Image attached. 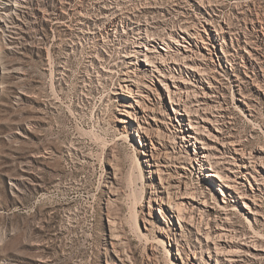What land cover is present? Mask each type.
Instances as JSON below:
<instances>
[{"label": "rangeland", "instance_id": "1", "mask_svg": "<svg viewBox=\"0 0 264 264\" xmlns=\"http://www.w3.org/2000/svg\"><path fill=\"white\" fill-rule=\"evenodd\" d=\"M147 38L165 54V72L182 74V98L198 109L181 110L197 141L185 145L175 120L176 129L159 131L162 140L152 136L170 157L162 182L174 180L175 165L187 167L180 188L200 189L197 200H206L200 228L227 231L228 221L241 246L235 263L264 264V0H0V264H118L109 219L132 264H181L177 248L206 241L194 226L181 232L176 218V231L163 222L151 199L163 189L159 174L148 173L141 152L147 137L120 112L119 83L151 55L136 47ZM160 92L161 110L172 112ZM232 147L251 161L245 176ZM199 148L214 153L237 192L225 194L208 163L198 168Z\"/></svg>", "mask_w": 264, "mask_h": 264}, {"label": "bare ground", "instance_id": "2", "mask_svg": "<svg viewBox=\"0 0 264 264\" xmlns=\"http://www.w3.org/2000/svg\"><path fill=\"white\" fill-rule=\"evenodd\" d=\"M185 29L181 30L180 28V32L183 34L178 35L179 37L184 39L188 38V36L185 35L187 33ZM147 39L138 41L136 47H146L147 52H152L151 55H149L148 53L143 54L144 59L142 60L145 62V64L143 63L144 66L140 69L139 74H135L131 70H127L123 73L121 83H119V89L121 91L118 94H119V99L122 100L121 110L123 111L120 112L125 114L127 117L135 120L137 123V131L142 132L147 137L146 139V138H142L141 136L142 145H143V150L141 152L144 157L143 161L145 163V166L148 167V173L159 174V172L162 169L161 167L169 166L167 163H169L168 160L170 157L167 156L166 152L163 153L162 151L166 149V144L164 142H160L159 140L154 141L152 136L162 140V138H159L160 135L159 133H161L159 131H161L164 128H170V127L176 129L177 126L174 123L175 120L176 122H179L178 125L179 128L177 130L182 133V136L180 138L182 142H185V145L186 143L187 145L191 144L192 139L193 140L195 139L197 141V136H193L194 134H192L195 131L193 130V127L190 125L192 124L191 120L189 119L188 121L189 123H186L184 121L185 120L184 115H186L187 113L181 112V110L187 111L188 113L189 112L197 113L198 109H193V107L192 108L189 107L190 105L187 102L188 94H187V98L185 97L186 99L182 98V93H181L182 86H180V84L177 83L183 81L180 80L182 78V74L179 75L180 79H178L176 76H174V74L166 73L165 70L162 68L163 65L162 63L166 62L165 54L162 51L155 50L156 45L152 44L154 38L152 39L149 38L148 40ZM163 43L166 44V46H168V43L166 41L163 40ZM148 45H151V47ZM160 48L164 50L163 47ZM133 51L135 57L137 54H142L140 52L141 49L135 48V50ZM217 57H219L218 60L220 61V65H223L222 57L219 54H217ZM187 71L193 72V73L191 72L189 73H191V76L197 78V82L201 83L200 78L194 75L195 70L192 65H187ZM209 83L211 85L213 84L211 80ZM160 85L164 87L166 93L168 94L169 102L172 105V112L174 113V115H172V112L161 110L160 108L161 103H163L162 92H160ZM200 85H202L200 87L202 89V93L204 95L208 94V90H206L208 87H206V85L202 83ZM184 87L186 86L184 85ZM186 93H188V91ZM193 95H196L194 90H193ZM130 114L134 116H131ZM178 114L181 116L179 117ZM205 117L208 118V116ZM118 120L129 124L131 123V121L126 118H119ZM214 120L217 121V119ZM186 125H188L189 127H186ZM196 128L200 129L198 123ZM213 137H218V136L217 134H213ZM173 140L175 142L172 146H170V148L174 150V152H177L175 148H180L181 144L180 141H176V138ZM220 140L223 146L226 144L227 149H230L228 145H232L234 143L232 140H228L227 138H222ZM148 143L150 145H148ZM232 149L233 152L235 151V153L239 154V156L235 155L234 157H232L234 165L238 168H244L245 170L240 171V173L243 176H245L243 172H247L248 169L251 168L249 165L251 164V161L250 159L244 157L243 155L244 153L242 152V150L240 151V153H238L239 152L238 148L232 147ZM194 151L195 154L192 159L195 160L196 164L198 165V168L200 169L203 167L205 168L206 164L208 163L210 165L209 166L210 170L209 172H207V175H213L217 179L224 181L223 186H225V190H224L225 194L230 195L234 191L237 192L240 189L237 187L235 183H230L231 180L230 176L226 174H221L222 167L218 165L219 164L218 160L212 161L214 153L210 151H205L204 149L202 150L200 148ZM190 166L194 168V165H190ZM174 167L175 168L173 169L174 170L173 172L175 174H173L174 180L172 182L166 181L167 184H164L162 182L163 176H160L161 174H159V188H163V189L157 192L158 189L155 190L154 188V191L152 192L154 196L151 199L154 200L159 205V207L163 208V210L160 211V215L163 219V222L171 224L173 226L172 229L174 231L178 229L176 222H174L173 220L174 218H176L177 223L180 224L181 232H183L184 230H189L188 227H186V225H191L195 227L196 229L195 232L197 234H201L200 232H202L203 229L200 228L201 226L200 224L204 219V212H205V209L202 206V204L206 206L205 205L206 200L203 199V203H200V201H198L197 199H200L198 196H201L203 191L200 189L197 191L196 188L194 187L191 188L188 186L186 187V184H185V189L182 190L180 188V184L182 183L181 177L184 175L183 174L184 170L188 168L183 166H176V165ZM261 179L263 181V178ZM165 192L167 193L166 196L164 195ZM239 192L243 194V192L241 191ZM109 220H108L109 237L111 240L115 242V245L120 246L121 248V252L118 255H115V258H113V260H118L120 262L118 264H132V255L130 254L129 248L126 247L123 238L116 230V228L118 227H116L117 224L116 221H114L115 219L114 220L109 219ZM196 222H197V226L195 225ZM221 225H223L224 228H227V231H220V230L210 231L209 229H207L203 231L206 240L205 242H202V240H200L199 238L197 240V244H198V245L196 244L197 246L193 245L192 247H188L187 250L183 249V251L181 248H177L178 251L176 252V254H178L177 258L181 259V264H236L235 256H237L238 252L241 251V246H238L237 242L239 241H235L234 239L237 237L236 234H234L233 232V228H228L230 227L228 225V221H225V223ZM217 229H221V227ZM249 241L250 243H252L253 247L258 246L256 240H249ZM210 243H212L213 245L211 246ZM255 254L257 253L250 252V255L252 256ZM225 256H227V258H225ZM247 259L248 258H246L245 261ZM213 260L214 262H212Z\"/></svg>", "mask_w": 264, "mask_h": 264}]
</instances>
